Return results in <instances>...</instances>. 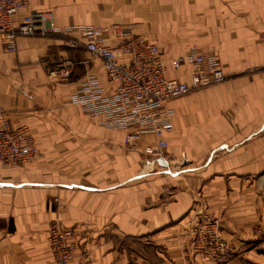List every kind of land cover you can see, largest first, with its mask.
Here are the masks:
<instances>
[{
    "label": "crops",
    "instance_id": "1",
    "mask_svg": "<svg viewBox=\"0 0 264 264\" xmlns=\"http://www.w3.org/2000/svg\"><path fill=\"white\" fill-rule=\"evenodd\" d=\"M29 9L70 30L19 36L13 53L0 38V107L40 152L0 164V264H53L52 220L80 232L86 264H215L189 251L193 207L220 218L234 247L223 264H264V0H28L13 22ZM75 26L99 27L110 46L139 35L165 60L195 47L216 57L225 80L166 101L165 149L146 154L153 135L125 146L123 131L69 102L87 74L112 87L97 58L67 45ZM189 71L168 76L186 81Z\"/></svg>",
    "mask_w": 264,
    "mask_h": 264
},
{
    "label": "built area",
    "instance_id": "2",
    "mask_svg": "<svg viewBox=\"0 0 264 264\" xmlns=\"http://www.w3.org/2000/svg\"><path fill=\"white\" fill-rule=\"evenodd\" d=\"M28 4V0H0V38L3 50L13 53L19 36L40 37L65 34L70 28H59L53 23L51 11L29 9L19 22L14 15ZM79 38H70L71 48L82 47L100 62L108 83L105 92L98 79L87 74L69 97V102L107 129L124 132L123 144L132 147L142 134L155 138L153 146L143 148L146 154H162L164 134L172 129V110L166 101L187 93L221 83L225 74L216 57L189 47L184 54L165 60L157 47L139 35L122 37L115 46L104 43L102 30L96 26H75ZM264 49V31L259 35ZM187 64L190 71L186 81L168 76V68L178 70ZM264 65V59H263ZM65 76V68L50 72ZM40 157V152L25 125L12 126L0 107V164L17 166ZM58 206L57 197L52 198ZM190 222V251L201 254L215 264L227 262L233 249L220 235V220L206 212L197 211ZM80 232L68 228L59 220H52L47 230V242L53 264H68L77 257V264H86L90 255H77Z\"/></svg>",
    "mask_w": 264,
    "mask_h": 264
},
{
    "label": "rangeland",
    "instance_id": "3",
    "mask_svg": "<svg viewBox=\"0 0 264 264\" xmlns=\"http://www.w3.org/2000/svg\"><path fill=\"white\" fill-rule=\"evenodd\" d=\"M193 213H191L192 215H191V220L194 218V214L197 212V210L195 209V207H193ZM199 211H202V210H199ZM203 212H205V211H203ZM210 215V214H209ZM211 216H213V215H211ZM214 217H217V216H214ZM219 220H220V218L219 217H217ZM191 220H189V223L191 222ZM220 226H221V220H220ZM188 235H189V239L191 238V229H190V225H189V232H188ZM220 235H221V233H220ZM221 237L222 238H224L222 235H221ZM225 239V238H224ZM225 241L226 242H228L229 243V245L232 247V249L234 250V247H233V245L231 244V242L230 241H228V240H226L225 239ZM189 251H190V243H189ZM191 252V251H190ZM193 254V253H192Z\"/></svg>",
    "mask_w": 264,
    "mask_h": 264
}]
</instances>
